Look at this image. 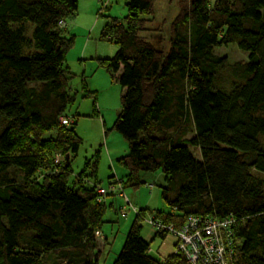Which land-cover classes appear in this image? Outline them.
I'll list each match as a JSON object with an SVG mask.
<instances>
[{"label": "trees", "instance_id": "16d2710c", "mask_svg": "<svg viewBox=\"0 0 264 264\" xmlns=\"http://www.w3.org/2000/svg\"><path fill=\"white\" fill-rule=\"evenodd\" d=\"M126 2L124 21L103 31L117 53L100 63L123 88L113 130L129 146L117 159L124 189L161 172L172 212H154L160 219L179 228L192 216H232V264H264V0H180L167 50L141 36L155 0ZM78 8V0H0V264L101 259L96 233L108 206L94 186L99 155L70 186L83 141L75 120L61 123L74 102L65 66L74 39L60 22ZM230 45L249 61L216 54ZM147 212L136 215L113 264H184L150 252Z\"/></svg>", "mask_w": 264, "mask_h": 264}, {"label": "rangeland", "instance_id": "374dc122", "mask_svg": "<svg viewBox=\"0 0 264 264\" xmlns=\"http://www.w3.org/2000/svg\"><path fill=\"white\" fill-rule=\"evenodd\" d=\"M179 2L180 0H155L153 20L146 25L147 31L142 32L141 36L156 47L167 50L170 27L180 11ZM78 4L77 14L66 20V36L73 38L74 42L67 52L65 66L74 75L70 82V94L74 102L67 117L75 120V132L83 143L78 156L72 162L73 174L69 178V185L72 186L77 176L84 172L86 163L93 162L99 155L97 182L100 187L108 189L112 182L121 180L127 172L117 163V159L113 164L112 152L119 154L116 158L125 156L129 146L113 130L121 111L122 88L100 63L113 58L118 46L112 38H104L103 31L113 18L124 21L128 8L126 0H78ZM216 54L227 57L231 64L249 61V55L239 50L236 45L218 48ZM91 93L94 97H87ZM51 136H55V131L46 134L45 138ZM140 181L144 184L139 188L125 189L131 204L139 210H147L146 214L171 213V208L161 197L162 188L166 186L163 174L142 173ZM89 182L95 181L89 179ZM150 185H154V188L151 189ZM106 203L108 210L99 232L100 236H97L101 251L99 264L114 263L137 215L130 212L128 217L121 216L126 202L119 196L106 197ZM155 235L156 230L144 222L142 236L149 242L152 241L150 247L153 254L156 257L173 254L176 239L171 235L166 239ZM57 263L56 260L51 262Z\"/></svg>", "mask_w": 264, "mask_h": 264}, {"label": "built area", "instance_id": "2783aa9c", "mask_svg": "<svg viewBox=\"0 0 264 264\" xmlns=\"http://www.w3.org/2000/svg\"><path fill=\"white\" fill-rule=\"evenodd\" d=\"M60 27L66 28V22H60ZM72 122L70 117L61 118V123L65 126ZM60 163L61 158L58 156L56 164ZM94 186L101 197L113 194L125 199L126 206L121 211L122 217H128L130 212L137 215L140 213L141 209L134 207L129 201L120 180L116 179L108 189L96 184ZM150 187L153 189L154 185ZM143 220L156 232L169 234L176 239L173 254L181 255L184 264H232L235 258L233 227L236 221L232 216L220 220L192 216L179 228L172 223L164 222L154 212L145 214ZM97 236H100L99 232L96 233ZM150 252L153 253L152 250Z\"/></svg>", "mask_w": 264, "mask_h": 264}, {"label": "crops", "instance_id": "0c3cea01", "mask_svg": "<svg viewBox=\"0 0 264 264\" xmlns=\"http://www.w3.org/2000/svg\"><path fill=\"white\" fill-rule=\"evenodd\" d=\"M77 23V22H76ZM75 25H77V24H75ZM116 77V76H115ZM122 88V87H121ZM122 94H123V88H122ZM119 154L118 153H113L112 152V161H113V164H114V160L115 159H118V158H116L117 156H118ZM145 239V238H144ZM146 240V239H145ZM148 241V240H147ZM165 256V255H164ZM168 256V255H167Z\"/></svg>", "mask_w": 264, "mask_h": 264}, {"label": "water", "instance_id": "95a60500", "mask_svg": "<svg viewBox=\"0 0 264 264\" xmlns=\"http://www.w3.org/2000/svg\"><path fill=\"white\" fill-rule=\"evenodd\" d=\"M66 160H68V158Z\"/></svg>", "mask_w": 264, "mask_h": 264}]
</instances>
